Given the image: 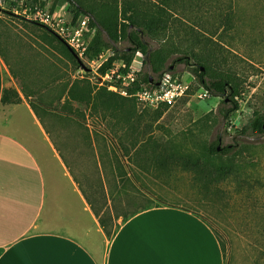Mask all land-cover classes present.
I'll return each instance as SVG.
<instances>
[{
    "label": "rangeland",
    "instance_id": "rangeland-1",
    "mask_svg": "<svg viewBox=\"0 0 264 264\" xmlns=\"http://www.w3.org/2000/svg\"><path fill=\"white\" fill-rule=\"evenodd\" d=\"M41 1L51 12H77L68 0ZM75 1L101 19L113 16L119 22L165 6L170 15L163 19L171 27L166 38L144 39L163 53L159 71L172 72L189 85L172 104L145 105L133 85L120 83L116 91L109 85L115 81L101 78L99 68L114 54L111 48L96 61L81 56L78 66L46 26L31 23L36 20L28 14L40 1L0 0V37L10 46L18 85L68 157L99 217L113 228L118 217L134 210L180 206L200 213L214 227L225 264H264V133H253L251 127L255 113H264V0ZM147 18L141 15L139 21ZM168 41L177 46L201 42L193 45L192 64L177 62L181 53L173 52ZM207 42L222 44L216 46L220 65L215 67L241 80L239 109L228 123L220 107L232 103L204 95L194 73L202 54L213 50L200 47ZM118 46L131 44L121 39ZM144 58L142 52L134 57L139 73L151 71L158 78ZM11 92L17 101V88ZM31 130L38 128L32 125ZM219 135L220 147L233 146L228 155L209 150ZM219 166H226L227 173L212 171Z\"/></svg>",
    "mask_w": 264,
    "mask_h": 264
},
{
    "label": "crops",
    "instance_id": "crops-1",
    "mask_svg": "<svg viewBox=\"0 0 264 264\" xmlns=\"http://www.w3.org/2000/svg\"><path fill=\"white\" fill-rule=\"evenodd\" d=\"M14 74L0 37V264H225L214 227L180 206L132 211L108 236Z\"/></svg>",
    "mask_w": 264,
    "mask_h": 264
},
{
    "label": "trees",
    "instance_id": "trees-1",
    "mask_svg": "<svg viewBox=\"0 0 264 264\" xmlns=\"http://www.w3.org/2000/svg\"><path fill=\"white\" fill-rule=\"evenodd\" d=\"M35 4L41 2L40 5L43 6L44 2L41 0H34ZM70 3L74 4L77 8L76 16L80 14H86L90 16V25L94 29V35L91 40L88 51L86 52V56L88 59H94L98 57L104 50L111 48L114 52L113 55H110L108 59L100 66L99 71L102 74H105L113 65L114 61L117 59H123L127 65H131L134 57L137 52H142L145 55L144 62L149 65L154 73H158L157 77H161L165 71L160 72L161 68L160 61L163 60V56L161 51L157 49H151L150 43L148 40L144 39V37H157L159 34H164V39L167 36V32L170 30V25L167 21H165V17L170 15V12L167 11L166 7L158 6L157 8H150L148 11L140 14L139 16H129L128 22L123 20L119 22L117 18L113 16H108L106 19H101L97 12L94 10L87 9L81 2L75 0H68ZM218 15H223L222 12H218ZM139 14V13H138ZM141 15H145L148 18L144 20V22H140L139 18ZM164 16V19H163ZM26 18V16H23ZM31 21V20H29ZM31 23L39 24L40 26L45 27L43 24L31 21ZM52 36V38L59 41L69 55L76 61L78 66H82V60L75 52L72 50L69 45L60 37H58L54 32L50 31L47 27H45ZM121 39L128 40L131 44L129 47L119 48L118 43ZM171 42V41H170ZM173 48V52H180L181 55L176 58L177 62H184L187 65L192 64L191 56L196 55L194 52L195 44L200 43H187L182 42L177 44L171 42ZM194 45V46H193ZM209 46L211 49V53H204L199 59L198 66L194 69V73L198 76L200 83L203 87L208 89L213 95H218L224 97V103H232L230 107H220V113L223 121H228L233 116V114L239 109V103L236 100V97L241 95V80L238 74L229 70H219L215 67L217 62L220 65L219 58L216 57L215 52L220 49H217L216 46L222 47V44L219 42L211 43L207 42L206 44L200 45L202 49H207ZM215 46V47H214ZM165 57V56H164ZM150 72L145 71L138 73L139 78L133 84L131 88L132 91H137L143 84L152 85L155 82H151L150 80ZM154 76V75H153ZM208 76V77H207ZM20 100V99H19ZM253 133H264V113L256 112L255 116L252 119L251 123ZM216 143H212L209 147V150L212 154H221L228 155L230 151L233 149L232 145L222 146L220 149L219 140ZM227 163V162H226ZM219 170V171H218ZM213 172H221L227 173L228 168L226 166H219L214 168ZM97 216H99L97 210L92 205ZM145 208V207H144ZM135 211V210H134ZM100 218V222L104 227L108 236H112L113 229L109 228L107 224Z\"/></svg>",
    "mask_w": 264,
    "mask_h": 264
},
{
    "label": "built area",
    "instance_id": "built-area-1",
    "mask_svg": "<svg viewBox=\"0 0 264 264\" xmlns=\"http://www.w3.org/2000/svg\"><path fill=\"white\" fill-rule=\"evenodd\" d=\"M28 17L40 22L63 39L77 52L79 57L86 55L94 35L89 15L80 14L76 16V13H71L69 10H64L63 8L51 12L46 6L36 5L34 11H31ZM106 60H103L101 65ZM94 61L96 60L94 59ZM139 71L140 68L135 66L134 61L128 66L123 59H120L115 61L105 74L101 73V78L115 81L110 82L109 85L117 91L120 83L127 87L133 85L139 78ZM154 82L152 85L142 86L134 94L140 102L151 107L174 103L186 93L189 87L186 82L182 81L179 77H175L172 72H164ZM203 90L204 95L207 93L212 94L206 88Z\"/></svg>",
    "mask_w": 264,
    "mask_h": 264
},
{
    "label": "water",
    "instance_id": "water-1",
    "mask_svg": "<svg viewBox=\"0 0 264 264\" xmlns=\"http://www.w3.org/2000/svg\"><path fill=\"white\" fill-rule=\"evenodd\" d=\"M70 47V46H69ZM71 48V47H70ZM72 49V48H71ZM73 50V49H72ZM150 80H151V82H154V76L152 75V73L150 72ZM157 84H159V82H157ZM222 138L220 137V140H221ZM218 148L220 149L221 147L220 146H218Z\"/></svg>",
    "mask_w": 264,
    "mask_h": 264
}]
</instances>
